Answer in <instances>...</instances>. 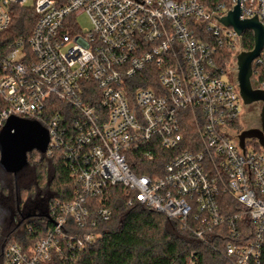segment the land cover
Wrapping results in <instances>:
<instances>
[{"label": "built area", "instance_id": "2783aa9c", "mask_svg": "<svg viewBox=\"0 0 264 264\" xmlns=\"http://www.w3.org/2000/svg\"><path fill=\"white\" fill-rule=\"evenodd\" d=\"M237 5L239 20L264 27V0H0V35L12 7L36 17L27 40L0 39V128L11 117L39 123L47 156L60 152L74 183L69 202L51 204L45 236L26 249L9 243L4 264L72 260L95 242V219L110 218L116 186L199 241L223 242L227 264H260L264 149H242L234 133L244 105L231 64L243 34L218 22ZM223 47L231 64L220 62ZM136 154L162 165L135 175Z\"/></svg>", "mask_w": 264, "mask_h": 264}, {"label": "trees", "instance_id": "16d2710c", "mask_svg": "<svg viewBox=\"0 0 264 264\" xmlns=\"http://www.w3.org/2000/svg\"><path fill=\"white\" fill-rule=\"evenodd\" d=\"M54 1L62 5L67 0ZM35 21L36 17L30 9L12 7L10 25L0 39L4 43L16 39L27 40ZM252 49L253 36L250 32H244L241 50L249 52ZM220 54L221 64L230 62L232 50L223 47ZM252 71L255 80L264 84V65H253ZM3 109L0 101V113ZM33 156L38 160L29 167L28 161ZM157 160L158 157L151 164H146L136 154L128 160V164L135 175L151 176L150 168L162 165ZM38 184H44L47 192L44 196L45 212H32V215L20 218L21 211L24 213L28 206L27 202L22 203L19 191ZM73 189L74 183L60 152L47 156L46 152L40 154L33 151L27 155V166L16 177L0 168V264H4L3 255L9 243L26 249L45 236L52 227L49 218L51 204L69 202ZM227 203L234 207L230 201ZM106 207L111 212L110 218L107 221L95 219V228L87 230L95 234V242L75 254L72 260L55 264H227L223 242L213 241L215 237L211 234L205 236L208 242L199 241L193 233L182 229L178 222L139 204L133 191L121 186L111 188ZM236 208L233 209L237 211ZM260 264H264V249Z\"/></svg>", "mask_w": 264, "mask_h": 264}, {"label": "water", "instance_id": "95a60500", "mask_svg": "<svg viewBox=\"0 0 264 264\" xmlns=\"http://www.w3.org/2000/svg\"><path fill=\"white\" fill-rule=\"evenodd\" d=\"M240 9L232 11L219 19L225 28H232L238 36L250 32L253 36V49L241 52L236 57V83L244 106L260 104L259 128L249 129L238 135L240 147L247 140H255L264 149V91L256 89L257 82L252 79V63L264 49V27L257 18L239 20ZM49 137L47 131L37 122L11 117L0 128V168L14 177L27 166V155L33 151L44 154Z\"/></svg>", "mask_w": 264, "mask_h": 264}, {"label": "rangeland", "instance_id": "374dc122", "mask_svg": "<svg viewBox=\"0 0 264 264\" xmlns=\"http://www.w3.org/2000/svg\"><path fill=\"white\" fill-rule=\"evenodd\" d=\"M25 6L28 8H31L32 3L30 1H28L25 4ZM75 21L82 30H86V29L91 28L89 19L86 15H79V16L75 17ZM234 61L231 59L229 64H231ZM234 63H236V62H234ZM234 63L231 64V67H234L236 69V66ZM223 80L227 82L228 81L227 76H224ZM260 109H261L260 104L243 106L241 117L234 127V133L239 134L240 132H242L244 130L247 131L248 129L259 128ZM251 141H252V143L250 144V147H248L249 150H250L251 146L256 147V141L255 140H251ZM37 160H38V158L36 156L30 157V159L28 161L29 167H31L32 163L37 162ZM44 184L43 185L38 184V186H34V185L29 186V187L27 186V188L25 187L26 189L19 191V193H20L19 197H20L22 203L27 202V206H28L27 209L24 211V213H23V211H21L22 214H21L20 218H25L26 216L32 215L33 214L32 212H35L34 214H42L45 212L46 203H45V197L44 196L47 192L45 191ZM38 194H40V196H38Z\"/></svg>", "mask_w": 264, "mask_h": 264}, {"label": "flooded vegetation", "instance_id": "af4514ba", "mask_svg": "<svg viewBox=\"0 0 264 264\" xmlns=\"http://www.w3.org/2000/svg\"><path fill=\"white\" fill-rule=\"evenodd\" d=\"M255 129H257V128H255ZM248 130H249V129H248ZM244 131H246V130H244ZM244 131H242V132H244ZM242 132H240V133H242ZM240 133H239V134H240Z\"/></svg>", "mask_w": 264, "mask_h": 264}]
</instances>
